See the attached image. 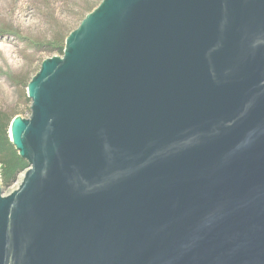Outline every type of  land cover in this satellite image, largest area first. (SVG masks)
I'll use <instances>...</instances> for the list:
<instances>
[{"label":"water","instance_id":"95a60500","mask_svg":"<svg viewBox=\"0 0 264 264\" xmlns=\"http://www.w3.org/2000/svg\"><path fill=\"white\" fill-rule=\"evenodd\" d=\"M27 97L0 264H264V0H103Z\"/></svg>","mask_w":264,"mask_h":264},{"label":"rangeland","instance_id":"374dc122","mask_svg":"<svg viewBox=\"0 0 264 264\" xmlns=\"http://www.w3.org/2000/svg\"><path fill=\"white\" fill-rule=\"evenodd\" d=\"M103 0H0V111L30 117L27 87L42 63L62 57L68 36ZM9 134V128H8ZM10 138V137H9ZM21 170L3 195L20 187Z\"/></svg>","mask_w":264,"mask_h":264},{"label":"trees","instance_id":"16d2710c","mask_svg":"<svg viewBox=\"0 0 264 264\" xmlns=\"http://www.w3.org/2000/svg\"><path fill=\"white\" fill-rule=\"evenodd\" d=\"M63 55V50H62ZM15 117L0 111V167L4 185H10L21 170L27 169V163L16 152L8 134L10 123Z\"/></svg>","mask_w":264,"mask_h":264}]
</instances>
